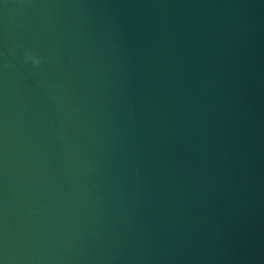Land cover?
<instances>
[{
  "label": "water",
  "instance_id": "water-1",
  "mask_svg": "<svg viewBox=\"0 0 264 264\" xmlns=\"http://www.w3.org/2000/svg\"><path fill=\"white\" fill-rule=\"evenodd\" d=\"M0 264H264V0H0Z\"/></svg>",
  "mask_w": 264,
  "mask_h": 264
},
{
  "label": "clouds",
  "instance_id": "clouds-1",
  "mask_svg": "<svg viewBox=\"0 0 264 264\" xmlns=\"http://www.w3.org/2000/svg\"><path fill=\"white\" fill-rule=\"evenodd\" d=\"M23 61L33 67H39L42 63V59L39 56L33 54L31 51H25L23 55Z\"/></svg>",
  "mask_w": 264,
  "mask_h": 264
}]
</instances>
